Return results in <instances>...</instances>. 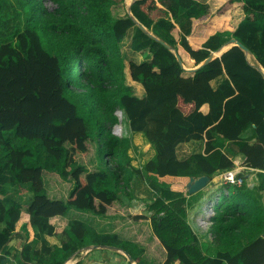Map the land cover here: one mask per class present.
Wrapping results in <instances>:
<instances>
[{
    "label": "trees",
    "instance_id": "16d2710c",
    "mask_svg": "<svg viewBox=\"0 0 264 264\" xmlns=\"http://www.w3.org/2000/svg\"><path fill=\"white\" fill-rule=\"evenodd\" d=\"M126 5L0 0V264L16 239L19 264H66L90 245L150 264H264V0ZM135 27L133 50L149 54L142 62L122 50ZM118 111L155 151L141 166L132 139L114 134ZM217 139L238 148L258 183L240 173L241 185L213 193L205 249L188 222L204 191L190 195L187 186L235 166ZM191 141H205L204 153L180 159L178 147ZM88 143L93 171L76 161ZM136 177L154 190L152 201L136 197ZM24 192L27 204L16 198ZM96 216L150 220L164 254L147 259L149 245L99 233Z\"/></svg>",
    "mask_w": 264,
    "mask_h": 264
},
{
    "label": "crops",
    "instance_id": "0c3cea01",
    "mask_svg": "<svg viewBox=\"0 0 264 264\" xmlns=\"http://www.w3.org/2000/svg\"><path fill=\"white\" fill-rule=\"evenodd\" d=\"M115 8H117L115 10L120 11V7H115ZM121 10H122V8H121ZM122 46H123V43H122ZM123 52L131 60H135L137 62H142L149 57V54H140L138 52H133V50L130 52H127V51H123ZM185 58H186V56H185ZM217 85L218 84H215V87ZM136 88L140 91L139 94L143 93L142 89H140L139 85H136ZM251 133L252 132L249 130L243 134V137H249L251 135ZM138 135H142V134H138ZM215 146L217 148L218 147L222 148L223 152L228 157H230L232 159L234 157H236V160L242 161L244 159V157L239 153L238 148L235 147L232 142H224L220 139H217L215 141ZM149 149H150L151 153L149 155V158L145 162L150 160L155 154V151H154V149L151 148V146ZM204 151H205V141H191L189 143L181 144L178 147V155H179L180 159H186L192 154L204 153ZM135 166L138 167V165H135ZM245 174H246L245 176H246L247 182H250V179H252L251 177H254V181L251 182L252 184L251 183L249 184L250 186H252L254 183L255 184L258 183L256 172H253V171L247 172L246 171ZM192 178H196V177H192ZM255 180H256V182H255ZM222 184L223 183L216 176L213 179L212 183H209L207 185V187L204 190H202V191H204V198H203V200H201V203L196 204L192 209H190L188 211V222L191 225L194 232H195V230H194L193 226L197 225V223H196V220H193V223H192V220L190 219L191 214L194 213L195 218L201 217L202 214L204 213L203 209H205V207L208 204H210L212 201L210 197L213 196V193L215 191H218L221 188ZM133 189H134V193H135L136 197H138V198H143V199H146L148 201H152L154 199V195H155L154 190L151 189L147 185V183L140 177H136L133 180ZM187 189H188V186H187ZM27 194L30 195L32 198V195L30 193H27ZM22 197H24V195ZM214 197H218V196L214 195ZM203 202H206V203L203 205V207H200V205ZM196 219H198V218H196ZM93 220L95 221L94 222L96 225L95 228L99 233L117 234L123 240H129V241L138 243L141 246H143L145 244L149 245L150 249L144 255V257H146L147 259L155 258L156 257L155 253L158 254L157 256H161L162 254H164L163 248L160 245L159 241L157 240V238L154 234L149 235L148 239L140 238L142 227L146 226V224H151L150 220H145V221L143 220L140 222H134L133 220H131L128 217H118V216L111 217V218H103V217L96 216L93 218ZM60 224L62 226L61 222H60ZM195 234L199 237V239L202 243V246H204L206 244L205 249H207L208 248V242L207 241H208V239H210V237L207 238L205 235L208 233L207 232L206 233H196L195 232ZM207 236H210V235H207ZM49 238H52V237H49ZM205 239H206V241H205ZM202 241H204L205 244ZM54 244H59V242L57 241ZM79 262H81L82 264H148L149 263V262L148 263L147 262L146 263L145 262H136V261L132 260L129 255L122 252L121 250H118V249L113 250L109 247L97 246V245L88 246V248L83 251V255L81 257L73 256L69 259V261H67L66 264H77Z\"/></svg>",
    "mask_w": 264,
    "mask_h": 264
},
{
    "label": "rangeland",
    "instance_id": "374dc122",
    "mask_svg": "<svg viewBox=\"0 0 264 264\" xmlns=\"http://www.w3.org/2000/svg\"><path fill=\"white\" fill-rule=\"evenodd\" d=\"M114 1L119 3L120 6H118V7H120V10L123 7V2H125V5L127 4L128 6H130L132 3V0H114ZM115 9H117V8H115ZM139 24L140 23H138V25ZM136 33H137L136 27L133 28L132 30H130L127 38L123 41V46H122L123 51L130 52L133 50V42H134V37H135ZM133 52H136V51L133 50ZM188 66L191 67L192 64L191 65L188 64ZM117 116L119 118V124L114 127V134L118 135L119 137H128V138L132 139V141L135 145V148L130 151V154L134 159V164L138 165V166L143 165L145 163V161L149 158V155L151 153L150 149H149L150 148L149 144L144 140V137L142 135L135 134L130 130L127 118L122 111H118ZM67 147H70V145H67ZM88 148H89V154H87V155L77 154L76 155V161L79 164L84 165L88 170L93 171V169L95 168V165L97 164V161H98L97 151H96L95 146L92 143H88ZM217 178H219V176ZM251 178L253 180L250 179V182H248L249 184L254 181V177H251ZM255 182H256V180H255ZM253 185H256V184L254 183ZM11 190H15V189H11ZM22 194L24 195V197L17 195L16 198H18V200L21 203L27 204L31 200V196L28 195L26 192H24ZM204 210L205 211L201 217H196L198 219L195 218L194 213L191 214L190 219L192 220V223H193V220H196V223H197V225L193 226L196 233H206L208 230V224H209L208 223V217L212 215L210 204H208ZM27 219H28L27 216L24 219H22L18 224V228L21 226V224L24 221H27ZM61 223L64 226V223L63 222H61ZM60 226H61V224H60ZM151 234H154L152 225L146 224V226L142 227L140 238L148 239L149 235H151ZM48 239L53 244L57 242V240L54 238H48ZM205 241H206V239H205ZM202 242L205 244L204 241H202ZM19 243L20 242L17 239L11 243V245H10L11 255L4 262V264H19V262L17 260V256L19 255V251H20L19 247H18ZM203 247L206 248V244ZM38 248H40V244H39Z\"/></svg>",
    "mask_w": 264,
    "mask_h": 264
},
{
    "label": "water",
    "instance_id": "95a60500",
    "mask_svg": "<svg viewBox=\"0 0 264 264\" xmlns=\"http://www.w3.org/2000/svg\"><path fill=\"white\" fill-rule=\"evenodd\" d=\"M233 44H236L238 46H240L242 49H244L246 51V53H249V49L247 47H245L241 42L237 41L236 39H233L231 41ZM164 45H166L164 42H162ZM167 47H169L168 45H166ZM231 46L228 45L226 47H224L223 49H221L219 52H214L211 54V56L206 59L202 64H200L199 66L192 68V69H186L188 72H195L196 70H198L199 68L207 65L208 63H210L213 59H216L218 57H220L224 52H226ZM177 58L179 59V63L183 66V61L179 55V53L174 50ZM210 183V178L208 176H201L199 178H191L190 182L188 183V193L190 195H193L195 193H198L202 190H204L207 185ZM111 249H115L116 248H111Z\"/></svg>",
    "mask_w": 264,
    "mask_h": 264
},
{
    "label": "built area",
    "instance_id": "2783aa9c",
    "mask_svg": "<svg viewBox=\"0 0 264 264\" xmlns=\"http://www.w3.org/2000/svg\"><path fill=\"white\" fill-rule=\"evenodd\" d=\"M245 169L242 163L235 162V167L231 170L225 171L220 175V179L224 184L241 185L243 180L238 178V175ZM209 218V217H208ZM209 223V220H208ZM210 223L208 224V226Z\"/></svg>",
    "mask_w": 264,
    "mask_h": 264
},
{
    "label": "clouds",
    "instance_id": "9594fccd",
    "mask_svg": "<svg viewBox=\"0 0 264 264\" xmlns=\"http://www.w3.org/2000/svg\"><path fill=\"white\" fill-rule=\"evenodd\" d=\"M117 136H118V135H117ZM241 159H242V158H241ZM233 161H234V164H235V162H239V163H242V164H243L244 159H243L242 161H241V160L239 161V160H236V157H234V158H233ZM243 166H244V165H243ZM234 167H235V166H234ZM234 167H233V168H234ZM244 167H245V166H244ZM245 171H246V167H245V169H244L241 173H244ZM221 174H222V173H221ZM221 174H220V175H221ZM220 175H219V179H220ZM217 177H218V176H217ZM196 179H197V178H196ZM220 181H221V179H220ZM221 182H222V181H221ZM222 183H223V182H222ZM208 228H209V226H208Z\"/></svg>",
    "mask_w": 264,
    "mask_h": 264
}]
</instances>
